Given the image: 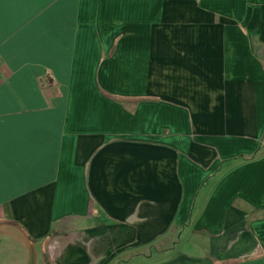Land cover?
Instances as JSON below:
<instances>
[{
  "label": "crops",
  "instance_id": "0c3cea01",
  "mask_svg": "<svg viewBox=\"0 0 264 264\" xmlns=\"http://www.w3.org/2000/svg\"><path fill=\"white\" fill-rule=\"evenodd\" d=\"M0 264H264V0H0Z\"/></svg>",
  "mask_w": 264,
  "mask_h": 264
},
{
  "label": "trees",
  "instance_id": "16d2710c",
  "mask_svg": "<svg viewBox=\"0 0 264 264\" xmlns=\"http://www.w3.org/2000/svg\"><path fill=\"white\" fill-rule=\"evenodd\" d=\"M251 158H252V157H249V158H246V159L248 160V159H251Z\"/></svg>",
  "mask_w": 264,
  "mask_h": 264
}]
</instances>
